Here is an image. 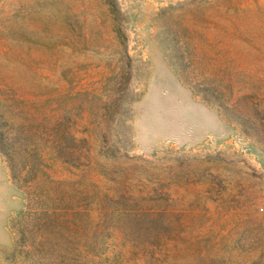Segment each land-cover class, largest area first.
<instances>
[{
  "label": "rangeland",
  "instance_id": "1",
  "mask_svg": "<svg viewBox=\"0 0 264 264\" xmlns=\"http://www.w3.org/2000/svg\"><path fill=\"white\" fill-rule=\"evenodd\" d=\"M0 264H264V0H0Z\"/></svg>",
  "mask_w": 264,
  "mask_h": 264
}]
</instances>
